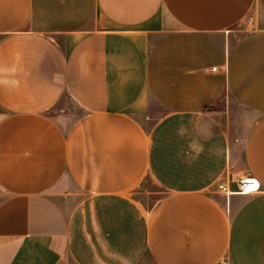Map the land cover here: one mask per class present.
<instances>
[{
    "label": "crops",
    "instance_id": "obj_1",
    "mask_svg": "<svg viewBox=\"0 0 264 264\" xmlns=\"http://www.w3.org/2000/svg\"><path fill=\"white\" fill-rule=\"evenodd\" d=\"M0 264H264V0H0Z\"/></svg>",
    "mask_w": 264,
    "mask_h": 264
},
{
    "label": "rangeland",
    "instance_id": "obj_2",
    "mask_svg": "<svg viewBox=\"0 0 264 264\" xmlns=\"http://www.w3.org/2000/svg\"><path fill=\"white\" fill-rule=\"evenodd\" d=\"M65 103L69 102L67 98L64 99ZM67 106L70 108L71 104L68 103ZM154 110V108L151 109ZM66 113H71L70 110H68V112ZM73 118L71 117L70 114V118H68L67 116L65 117V120H62L68 124H72L77 117L79 116V112L75 111ZM68 115V114H66ZM146 115H144L143 117H141V121L142 122H147L145 119ZM65 179H66V183L68 185V189L72 190V191H80V189L75 186L73 184V182L66 178L67 176L64 175ZM130 193L137 199H139L146 207L149 206H153L157 200L161 199L164 195H165V190L151 177H148L147 175H145L139 182H137L135 185H133V187L130 189Z\"/></svg>",
    "mask_w": 264,
    "mask_h": 264
},
{
    "label": "built area",
    "instance_id": "obj_3",
    "mask_svg": "<svg viewBox=\"0 0 264 264\" xmlns=\"http://www.w3.org/2000/svg\"><path fill=\"white\" fill-rule=\"evenodd\" d=\"M238 186L239 189L238 191L241 193H252V192H256L260 189V183L252 178V177H243L238 181ZM218 188L220 190H223L227 193H230L231 191L228 190L227 185L225 183H220L218 185ZM223 262V261H222Z\"/></svg>",
    "mask_w": 264,
    "mask_h": 264
}]
</instances>
